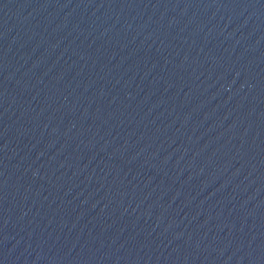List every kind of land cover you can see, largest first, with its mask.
<instances>
[{
  "label": "water",
  "instance_id": "95a60500",
  "mask_svg": "<svg viewBox=\"0 0 264 264\" xmlns=\"http://www.w3.org/2000/svg\"><path fill=\"white\" fill-rule=\"evenodd\" d=\"M0 264H264V0H0Z\"/></svg>",
  "mask_w": 264,
  "mask_h": 264
}]
</instances>
